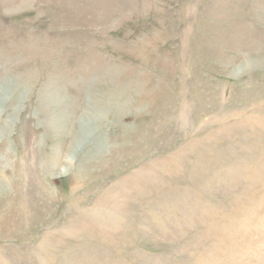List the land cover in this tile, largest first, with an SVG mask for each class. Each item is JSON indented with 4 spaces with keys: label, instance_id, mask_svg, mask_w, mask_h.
I'll return each instance as SVG.
<instances>
[{
    "label": "rangeland",
    "instance_id": "374dc122",
    "mask_svg": "<svg viewBox=\"0 0 264 264\" xmlns=\"http://www.w3.org/2000/svg\"><path fill=\"white\" fill-rule=\"evenodd\" d=\"M0 264H264V0H0Z\"/></svg>",
    "mask_w": 264,
    "mask_h": 264
}]
</instances>
